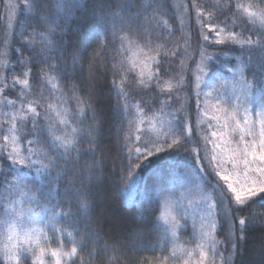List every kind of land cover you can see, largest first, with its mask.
<instances>
[{
	"label": "snow or ice",
	"instance_id": "6c2138e0",
	"mask_svg": "<svg viewBox=\"0 0 264 264\" xmlns=\"http://www.w3.org/2000/svg\"><path fill=\"white\" fill-rule=\"evenodd\" d=\"M23 6L32 13L27 20L17 18L18 5L5 2L7 28H12L14 20L19 26L15 35L20 37V46L12 47L17 55L10 60L11 41L7 33L0 47V109L11 110L10 114L5 111L6 119L0 121L4 141L0 144V160H7L15 169L0 168L2 183L6 185L0 191V216L5 217L0 226L2 264H75L74 258L78 249L83 248V241L89 236L98 241L103 238L101 233L115 243L106 242L98 252H106L109 247L113 251L135 250L137 242L142 243L153 228L142 219L144 212L140 213L141 219L132 222L119 219L120 205L114 204L109 195L118 174L116 162L119 161L120 178L123 179L126 168L131 183L135 180L133 168H142L151 157L165 151L179 154L189 143L196 144L191 150L196 153V161L207 164L200 172L206 175L212 171L219 178L204 186L203 194L195 201L201 214L199 221L193 223L191 235L197 243L194 249L186 246L187 241L182 245L176 243L180 239L178 233L186 228L187 217L178 212L174 214V207L182 205H175L172 194L166 195L159 200L156 219L164 227L158 240L162 250L171 242L172 250L170 256L155 257L147 264H169L170 261L176 264L180 260L182 264H193L195 252L199 254L195 264H242L241 251L249 245V234L258 231L264 237L260 216L249 212L247 217H239L237 227L234 215L256 203H264V0H215L213 3L175 0L172 4L169 0H23ZM170 10L179 21V39L184 41L182 52L178 42L175 47L168 46L167 37L177 30L169 23ZM193 10L200 28L215 32L217 45L239 47L236 59L240 66L234 75L238 77L240 91L233 93L235 101L218 100L211 105L210 113L207 101L201 107L200 92L195 93L197 109L213 129L210 136L203 137V147L192 136L186 100L173 96L187 86L184 72L190 58L188 33ZM88 15L103 25L102 36H97V48L91 52H86L88 44L83 40L72 39L74 29ZM201 39L208 40L203 31ZM199 54L200 73L205 71V61L214 55L217 58L225 55L224 52L210 54L203 45ZM177 56L182 57L179 78L163 79L169 72L166 61ZM13 72L18 75H12L9 80ZM245 72L250 74V79L245 77ZM195 80L196 89H200L201 76L196 75ZM17 86L19 107L16 100L5 94L7 89ZM81 92L83 96L78 95ZM136 92L160 95H154L150 103L139 101L133 105L131 99ZM106 93L115 95L114 111L120 116L121 125L132 117L128 119L125 145L132 141V125H137L135 140L141 147L134 154L129 149L124 155L119 136L116 143L102 142ZM253 94L254 106L241 101V95L250 101ZM29 95L33 99H28ZM50 98L57 102H50ZM157 100L161 105L159 111L167 109L171 117L160 122L165 132L162 141L159 133L147 136L138 126L145 122V108ZM173 103L179 107L173 108ZM71 104H75V109L70 110ZM89 113L97 122L94 128L85 130L73 126L76 119ZM156 118L153 112L147 122L152 123ZM29 136L32 139L26 141L27 147L22 151L21 141ZM85 143L87 147H81ZM208 145H211L210 158ZM200 151L204 152L203 156ZM109 162L113 164L111 169ZM26 169H35L36 179L42 182L30 181ZM9 176L14 179L10 181ZM25 199L29 207L23 206ZM41 201L42 211L34 212L33 202ZM57 208L62 210L56 211ZM58 220L73 228L66 232L72 240L68 251L62 242L56 248L48 245L46 229L50 225L54 232L65 234L64 229L57 227ZM224 225L227 231L224 239L219 240L217 233ZM73 232L81 233L82 240L76 241ZM220 245H224L226 256ZM260 257L259 264H264V245Z\"/></svg>",
	"mask_w": 264,
	"mask_h": 264
},
{
	"label": "trees",
	"instance_id": "16d2710c",
	"mask_svg": "<svg viewBox=\"0 0 264 264\" xmlns=\"http://www.w3.org/2000/svg\"><path fill=\"white\" fill-rule=\"evenodd\" d=\"M6 0H0V47L3 46V41L5 39L6 33L8 34V39L11 41V47L9 49V58L10 60L14 59L17 55L15 51L12 50V47H19L20 37L19 35H15V33L19 32V26L17 22L14 20L12 22V28H7V19L6 12L7 9L5 7ZM8 2L12 4L18 5L17 8V18L19 20H27L31 17L32 13L26 10L23 6V0H8ZM175 0H169V3H174ZM185 2H190V0H185ZM200 3H213L215 0H198ZM207 11V9H206ZM79 15V13H77ZM169 16L171 19L169 23L173 24L176 27L175 33L167 37L169 48L175 47L176 43H179L180 51L182 52L184 49V41L179 39L181 33L179 31V21L172 14V10L169 12ZM223 19V17H221ZM191 31L188 33L190 36L189 40V56L187 59V69L184 72L185 80L187 82V86L180 90L179 93L174 92L173 96L179 95L187 102L188 116H189V126L193 129L192 136L195 140H198L201 145V137L197 134L196 131V120L198 115L197 109V96L195 90V77L199 74V70L197 68V64L201 62L200 57V49L201 45L206 48V51L210 54H218L220 52H224L225 55L219 56L217 58L215 55L211 60H207L203 63L204 69L208 73V77L212 79V81H216L219 77L228 76L230 72L229 68L235 71L240 65L237 61V56L239 55V47L238 46H225V45H217L215 40L217 39L214 31H209L208 28L201 29L197 24L195 19V10L191 13L190 20ZM240 29H236L239 31ZM201 31H203L204 35L208 36V40L204 41L201 39ZM103 33V25L96 22L95 18L91 15H88V18L85 22L81 23L76 29H74V35L72 36L73 40H83L86 44H88V48L86 52H91L93 49L97 48V36L98 34L102 36ZM248 33H246L247 35ZM182 57L177 56L172 58L170 62L166 61V67L169 68L168 75L164 76L163 79H168L170 76H175L177 79L179 78L177 73L180 71L178 65L180 64V60ZM39 70V67L36 69ZM12 75H18V72H13L9 74V80H11ZM245 77L250 79V74L245 72ZM112 77L109 75L108 80L110 81ZM66 91V90H65ZM19 86L16 89L9 88L6 90V95L9 99L19 100ZM78 95L83 96L84 93H78ZM154 95H160L158 92H148V93H133V97L131 99V103L135 105L139 101H143L144 103H150ZM162 98V97H161ZM28 99H33L31 95L28 96ZM201 101V96L199 97ZM50 102L56 103V100L50 98ZM116 104V98L114 93H106V97L104 100V140L102 142L112 143L117 142V136H119V144L123 148V153L126 156L129 149L132 150L133 154L135 153V149L137 147H141V144L136 142L135 140V128L136 124L132 125L133 137L132 141L125 145V135L129 129L128 119H132L129 117L123 121L121 125V118L114 111V106ZM143 106V105H142ZM173 108L179 107L178 103H173ZM70 110L75 109V104L69 105ZM161 105L157 100L155 103H151L149 108H145L146 120L147 118L152 116V113H156V122L167 121L171 119V117L167 114L168 110L165 109L164 112H160L159 109ZM135 112V109H133ZM95 121L91 119V114L87 117H80L76 119L73 123L74 127L83 128L85 130L89 128H94L96 126ZM30 126V125H29ZM141 133L147 134V136H152L150 132L146 129L142 128ZM95 133H93L94 135ZM32 139V137H25L24 140L21 141V145L26 148V141ZM171 143V139L168 141ZM81 147H87V144L81 145ZM163 147L167 150V145L164 144ZM196 148L195 143L186 144L183 149L180 150L179 154L168 153L165 151L159 155L151 157L146 163H144L143 167L140 169H132V172L135 174L136 182V196L135 203L131 205H127L124 201L123 191L126 189L125 185L129 184V172L125 168L123 173V179L119 176V161L116 162L117 167V177L115 181V185L113 190L110 192V199L114 204H119L118 208V217L121 220H127L129 222L141 219L140 213L144 212L142 219L145 223L152 226L153 230L149 235H146L143 239V242H137L136 249L132 250H118L113 251L111 247L107 249L106 252H98V249L103 246L106 242L111 245L115 243L114 240H109L108 236L101 233L103 236L102 239L96 240L94 237L89 236L86 241H83V248L78 249V255L74 258L75 264H132V262H137L139 264L140 261H144L145 264L155 257H160L161 259L164 256H170L172 250V243L168 242L166 247L162 250V245L158 240V237L163 235V224L161 221L156 219L159 216V200L163 199L164 196L172 194L174 197H179V193H187L193 187L198 185L201 186L203 190L204 186L212 184L210 176L207 174V179L203 175H201L199 169L197 168L196 163V153L191 151ZM185 149L188 151L186 152ZM141 150H144L143 148ZM143 159V157H141ZM84 163V161H82ZM134 163H139V161H135ZM7 167L9 170L14 171L15 169L10 165L7 160H0V168ZM109 169L113 167V164L109 162ZM8 179L11 181L14 179L13 176H9ZM28 179L33 181L36 184H40L42 181L36 179V174L33 170L28 171ZM3 177H0V191H3L4 185L2 183ZM26 200V199H25ZM42 204L33 202V207L36 212L42 211ZM56 211H61V208L55 209ZM251 212L253 215L260 216V223H264V203H256L250 208H245L242 212L234 213L237 217V227L238 219L241 216L247 217V215ZM154 213V215H153ZM0 219L2 217L0 216ZM57 227L65 230V237H67L66 232L73 231V228L70 227L67 223H64L60 220L57 221ZM81 229H83V223L80 225ZM224 227L220 229L217 233V239L223 240ZM193 232V226L187 225L186 228L181 229L178 233L180 239L176 242L178 245L184 244L187 241V247L189 249H194L197 243V240L192 238L191 233ZM73 237L76 241H81L82 236L81 233L73 232ZM70 239V238H69ZM70 243L72 245V240L70 239ZM264 245V237H262L260 232H252L249 234V245L245 250L241 251V261L242 264H259L261 259L260 257V249ZM220 250L224 251V245H220ZM227 251H224L226 253ZM197 253H194L193 264H195ZM118 258V259H117ZM186 258V257H185ZM2 264V261H0ZM30 264V262H29ZM171 264V261L169 262ZM176 264H182V260L176 261Z\"/></svg>",
	"mask_w": 264,
	"mask_h": 264
},
{
	"label": "rangeland",
	"instance_id": "374dc122",
	"mask_svg": "<svg viewBox=\"0 0 264 264\" xmlns=\"http://www.w3.org/2000/svg\"><path fill=\"white\" fill-rule=\"evenodd\" d=\"M234 72L235 71L230 72L228 76L219 77L216 81L215 80L212 81V79L208 77V73L206 70L203 73L199 72V74H197L201 76V87L200 89H196L195 87V90L200 92V96H201L200 106L201 107H204V103L205 101H207L208 110L211 113V105L215 104L218 100H221L223 98H231L233 101H235V95H233V93L235 92L239 94L240 84L238 82V77L234 75ZM195 85H196V80H195ZM241 101L245 103H250L251 106H254L256 103L255 94H253V98L250 101H245V98L241 95ZM19 104L20 102H17V107H19ZM5 111H8L10 114L11 110L0 109V121H3L4 119H6V117H4L3 115ZM197 121H200L199 125H197ZM195 123H196L195 126H196L197 134L200 135L201 137V147H203L205 144L203 137L210 136V132L213 129L209 127V123H210L209 120L206 117L201 116L199 111H198L197 120ZM211 123L214 125L215 122L212 121ZM153 124L155 125V129H153ZM138 126L140 130L142 128L146 129L148 132H150V134L153 137L156 136L157 133H159V136L161 137V141L163 140L165 132H164V129H162L160 122L153 121L152 123H148L147 120L145 119V122L139 124ZM5 127H7V125H5ZM3 143H4L3 134L0 133V144H3ZM207 147H208L209 158H210L211 145H208ZM9 148H11L10 144H9ZM24 149L25 148L21 145V150L24 151ZM200 155L203 156L204 152L200 151ZM196 163H197V168L199 169V171L202 167L204 168L207 167L206 163L200 164L197 161ZM30 170H33L35 172V169H26L25 171L28 173V171ZM207 174L210 176L209 178L211 179L212 183H215L219 179L218 177L214 175L212 171H209ZM207 174L205 175L204 173H201V175L202 176L204 175L206 179H207ZM220 183L223 184L224 182L220 181ZM123 194H124V201L126 202L127 205L134 204L136 201L135 200L136 182L132 181L131 183H129L126 189L123 191ZM202 194H203V190L201 189V186L198 185L196 187H193L191 191L189 190L187 193H179V197H180L179 200L176 199L177 197H174L173 199L175 202V205L177 206L182 205V207H174L173 209L174 214L178 212L180 215H185L187 217V225L193 226L194 222L199 221V216L201 213H200V208L195 203V201L198 200ZM17 198H19V193H17ZM189 200L193 201L191 205L189 204ZM23 206L24 207L30 206L27 200H24ZM33 211L36 212L34 210V207H33ZM37 213H40V212H37ZM1 217L2 219H0V226L3 225L4 219H5V217L3 216ZM226 231H227V225H224V230H223L224 235ZM46 232L49 236L48 245L50 247L56 248L62 242L64 245L65 251H68L71 249L72 245L70 243V239L68 236L65 237L64 234L54 232L51 225L46 229ZM196 253H197L196 259H198L199 254L198 252ZM227 254H228L227 252L224 253L225 256ZM47 259L51 260L50 257H48Z\"/></svg>",
	"mask_w": 264,
	"mask_h": 264
}]
</instances>
